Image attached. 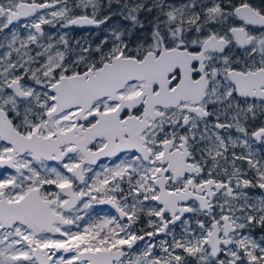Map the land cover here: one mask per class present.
<instances>
[{
  "label": "snow or ice",
  "instance_id": "1",
  "mask_svg": "<svg viewBox=\"0 0 264 264\" xmlns=\"http://www.w3.org/2000/svg\"><path fill=\"white\" fill-rule=\"evenodd\" d=\"M0 264H264V0H0Z\"/></svg>",
  "mask_w": 264,
  "mask_h": 264
},
{
  "label": "rangeland",
  "instance_id": "2",
  "mask_svg": "<svg viewBox=\"0 0 264 264\" xmlns=\"http://www.w3.org/2000/svg\"><path fill=\"white\" fill-rule=\"evenodd\" d=\"M72 35H73L74 37H76V38H79V37L85 35V32H77V31H74V32L72 33Z\"/></svg>",
  "mask_w": 264,
  "mask_h": 264
},
{
  "label": "flooded vegetation",
  "instance_id": "3",
  "mask_svg": "<svg viewBox=\"0 0 264 264\" xmlns=\"http://www.w3.org/2000/svg\"><path fill=\"white\" fill-rule=\"evenodd\" d=\"M77 32H85V30H76ZM105 210H107V209H105Z\"/></svg>",
  "mask_w": 264,
  "mask_h": 264
}]
</instances>
